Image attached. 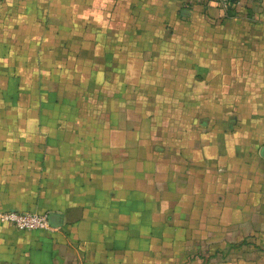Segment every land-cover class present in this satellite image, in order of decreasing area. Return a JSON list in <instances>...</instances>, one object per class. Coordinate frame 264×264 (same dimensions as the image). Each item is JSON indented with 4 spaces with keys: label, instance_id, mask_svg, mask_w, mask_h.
I'll return each instance as SVG.
<instances>
[{
    "label": "crops",
    "instance_id": "crops-1",
    "mask_svg": "<svg viewBox=\"0 0 264 264\" xmlns=\"http://www.w3.org/2000/svg\"><path fill=\"white\" fill-rule=\"evenodd\" d=\"M0 264H264V0H0Z\"/></svg>",
    "mask_w": 264,
    "mask_h": 264
},
{
    "label": "built area",
    "instance_id": "built-area-1",
    "mask_svg": "<svg viewBox=\"0 0 264 264\" xmlns=\"http://www.w3.org/2000/svg\"><path fill=\"white\" fill-rule=\"evenodd\" d=\"M192 1V0H185ZM223 9L230 7L232 0H213ZM0 221L8 223L19 229L28 231L50 228L49 217L45 213L22 211V210H5L0 212Z\"/></svg>",
    "mask_w": 264,
    "mask_h": 264
}]
</instances>
